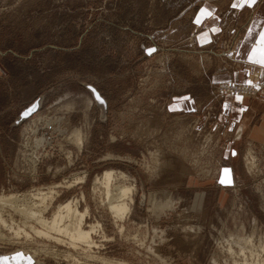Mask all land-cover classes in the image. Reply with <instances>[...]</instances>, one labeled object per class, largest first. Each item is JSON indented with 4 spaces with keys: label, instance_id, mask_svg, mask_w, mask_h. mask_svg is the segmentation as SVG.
<instances>
[{
    "label": "rangeland",
    "instance_id": "374dc122",
    "mask_svg": "<svg viewBox=\"0 0 264 264\" xmlns=\"http://www.w3.org/2000/svg\"><path fill=\"white\" fill-rule=\"evenodd\" d=\"M252 12L236 0H0V198L13 201L0 203V254L264 264V141L243 128L260 117L222 109L239 95L228 86L264 83L215 80L242 67ZM263 92L246 96L257 111ZM107 171L114 194L133 188L123 219L98 181ZM70 201L96 244L47 239L21 211L50 221Z\"/></svg>",
    "mask_w": 264,
    "mask_h": 264
},
{
    "label": "crops",
    "instance_id": "0c3cea01",
    "mask_svg": "<svg viewBox=\"0 0 264 264\" xmlns=\"http://www.w3.org/2000/svg\"><path fill=\"white\" fill-rule=\"evenodd\" d=\"M236 3L238 5L250 4L253 8L249 25L235 55V59L242 62V67L222 70L215 80L255 83L254 74H256L259 77L258 82L264 83V0H254V2L253 0H236ZM258 99L261 100L263 106L257 111L258 108L252 107L253 101L246 96H225L222 109L231 114L237 122L244 121V118L249 115L259 116V121H253V119L247 123L244 121L249 127L244 124L243 128L248 137L260 142L264 141V92ZM32 261L30 256L20 252L0 254V264H32Z\"/></svg>",
    "mask_w": 264,
    "mask_h": 264
},
{
    "label": "bare ground",
    "instance_id": "6f19581e",
    "mask_svg": "<svg viewBox=\"0 0 264 264\" xmlns=\"http://www.w3.org/2000/svg\"><path fill=\"white\" fill-rule=\"evenodd\" d=\"M253 88L256 89L257 92H259V91L264 90V85L260 86L259 88L253 86ZM227 89L231 90L230 86H228ZM246 91L250 95L253 94V92L251 90L249 91L247 88H245V92ZM77 136L79 137V134ZM78 137H77V140H78V143H80V141H79L80 139ZM113 178H115L113 172L107 171L105 173V175L103 176V178H100V179L98 178L99 179L98 181H101L105 187L106 196L108 197V200H109L108 204H109V207L111 209V212L116 217L123 219L125 213L129 210V206H128L129 204H127L128 201L126 202V198H128V196L130 198L129 194L132 192L133 188L130 186H126V185L120 186L121 184L120 185L117 184L119 187H117V185L114 186V187H116L115 190L117 189V193L114 194L115 192L113 193V187H112L114 185V183L112 185ZM114 180H116V179H114ZM43 199H44V197H43ZM12 202L13 201L11 200V198H0V203H2L3 205H5L7 203H12ZM12 206H13V204H12ZM21 211L24 213V215L26 216L27 219L32 218V219L36 220L37 223H39L40 225H42L44 227L42 230L36 229V228H33V230L36 234L41 235L47 239H52V240H55L57 242L64 243L65 241L63 238L68 237L70 239V244L74 245V246H77L79 243H82V244H85L88 246H92V245L96 244L93 237H92V233L94 232L96 226L92 225L90 230H87L84 227L83 223H85L84 222L85 214L79 213V211L73 207L72 201L67 202L64 205H60L58 210L54 213L52 220H50V221H48L47 219H45L43 217L42 212H41L42 210L41 211L34 210V208L32 206L29 208L27 207L26 209L21 210ZM74 217L76 219L72 220ZM67 220H69L71 222L68 221L69 223H67L66 222ZM18 228H19V226H18ZM20 229H23V230H20ZM20 229L15 231L14 234H16L15 235L16 237L17 236L22 237L23 235H20L22 233V231L26 235H28L24 228L20 227ZM237 240H239V241L241 240V242H242V240L249 242L250 238L249 237L248 238H240ZM262 244H264V240H263Z\"/></svg>",
    "mask_w": 264,
    "mask_h": 264
},
{
    "label": "built area",
    "instance_id": "2783aa9c",
    "mask_svg": "<svg viewBox=\"0 0 264 264\" xmlns=\"http://www.w3.org/2000/svg\"><path fill=\"white\" fill-rule=\"evenodd\" d=\"M229 83L230 82H223L220 84H221V87L224 88V87H226V85H229ZM231 83H233V82H231ZM222 88H221V91H222ZM230 88H231V90L227 89V91H225L224 93L239 94V95H243V96H252V95L258 94L256 89H254L252 85H248V84L234 83L233 85H230ZM245 88H247L249 91L251 90L253 92V94L250 95L249 93H247V91L245 92Z\"/></svg>",
    "mask_w": 264,
    "mask_h": 264
},
{
    "label": "snow or ice",
    "instance_id": "6c2138e0",
    "mask_svg": "<svg viewBox=\"0 0 264 264\" xmlns=\"http://www.w3.org/2000/svg\"><path fill=\"white\" fill-rule=\"evenodd\" d=\"M253 2H254V0H253Z\"/></svg>",
    "mask_w": 264,
    "mask_h": 264
}]
</instances>
